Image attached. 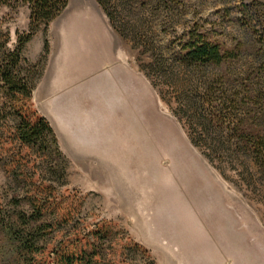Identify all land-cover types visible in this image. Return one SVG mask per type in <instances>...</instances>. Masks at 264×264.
Here are the masks:
<instances>
[{
    "label": "rangeland",
    "instance_id": "obj_1",
    "mask_svg": "<svg viewBox=\"0 0 264 264\" xmlns=\"http://www.w3.org/2000/svg\"><path fill=\"white\" fill-rule=\"evenodd\" d=\"M125 1L112 4L124 10ZM130 1L124 16L139 20L165 49L175 34L197 26L225 51L242 45L245 77L253 64L257 77L264 64V9L256 14L247 0H176L173 14ZM30 24L26 8H0V57L18 47ZM258 52V59L248 57ZM22 58L34 68L33 110L50 123L65 157V185L48 181L67 216L49 236L51 258L55 246L80 250L104 229L102 264H264V176L246 158L209 162L175 117L167 89L148 76V55L112 28L96 0H70L25 45ZM13 136L5 122L0 209L11 215L15 186L4 165L19 152ZM23 156L36 180L37 156L26 149Z\"/></svg>",
    "mask_w": 264,
    "mask_h": 264
},
{
    "label": "trees",
    "instance_id": "obj_2",
    "mask_svg": "<svg viewBox=\"0 0 264 264\" xmlns=\"http://www.w3.org/2000/svg\"><path fill=\"white\" fill-rule=\"evenodd\" d=\"M96 1L112 28L143 55H148V76L167 89L175 117L186 129L191 143L209 162L215 165L246 158L264 176V92L261 86L264 64L258 70V78L254 64L245 77L239 68L243 59L242 45L234 51H225L197 26L188 28L182 35L175 34L170 48L165 49L146 36L138 26L139 20L131 22L124 16L123 11L131 8L132 1H125L124 10L112 4V0ZM134 1L142 10L156 5L169 14L179 6L176 0ZM69 3L70 0H0V8L14 11L26 8L31 21L30 32L19 37L18 47L5 51L0 57V127L5 122L12 125L13 138L19 147L18 155L4 165L15 186L11 204L16 210L11 215L0 209V260L3 258V264H102L104 257L100 256V249L109 234L104 229L94 233L99 245L95 242L69 252L61 243L55 246L54 258L47 253L49 236L67 221L63 203L58 202L55 189L48 181L55 179L65 185L66 165L52 126L33 110L34 68L24 67L22 51L42 26L48 27L65 12ZM251 4L256 14L264 9L261 3ZM45 50L48 51V41ZM259 53L248 57L258 59ZM165 95L161 92L164 99ZM25 149L37 156L33 169L36 180L28 173L29 163L23 156ZM217 169L223 174L221 168Z\"/></svg>",
    "mask_w": 264,
    "mask_h": 264
},
{
    "label": "crops",
    "instance_id": "obj_3",
    "mask_svg": "<svg viewBox=\"0 0 264 264\" xmlns=\"http://www.w3.org/2000/svg\"><path fill=\"white\" fill-rule=\"evenodd\" d=\"M249 3H261L264 5V0H247Z\"/></svg>",
    "mask_w": 264,
    "mask_h": 264
}]
</instances>
